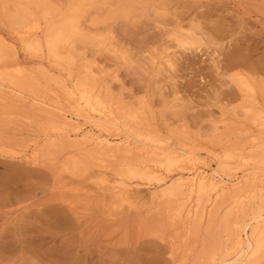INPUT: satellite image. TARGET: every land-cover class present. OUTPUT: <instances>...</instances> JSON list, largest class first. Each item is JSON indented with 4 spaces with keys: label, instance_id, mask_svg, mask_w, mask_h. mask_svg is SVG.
I'll return each mask as SVG.
<instances>
[{
    "label": "rangeland",
    "instance_id": "1",
    "mask_svg": "<svg viewBox=\"0 0 264 264\" xmlns=\"http://www.w3.org/2000/svg\"><path fill=\"white\" fill-rule=\"evenodd\" d=\"M1 1L0 9L4 7ZM62 1L56 0V4H65L61 13L68 14L67 0ZM101 1L95 2L96 7L87 6L80 15L81 28L65 42L63 58L47 57L45 49L32 50L34 55L25 45L28 34L12 32L1 25L6 20L0 19V42L6 43L1 44L3 66L11 67L15 51V59L20 56L24 68L32 71L16 74L13 67L0 68L1 74L13 76L4 81L0 74L4 82L0 85V264H207L211 255L219 258L224 253L229 230L225 219L228 224L242 220V212L233 202L207 200L210 203L197 205L198 212H194L198 198L193 196L189 210L177 212L190 195L186 187L177 191L179 198L170 199L160 196L159 183L137 186L140 181L134 180L136 184L131 183L129 191L122 193L113 187L120 181L114 182L116 172L112 174L110 167L123 153L117 150L114 156L109 151L110 157H117L115 162L109 158V163L107 151L106 155L97 151L98 159L93 158L95 151L91 156V142L87 143L90 150L85 146L80 150L81 144L71 136L73 142L62 137L48 141L40 125L45 126L50 113L37 109L31 101L37 96L52 104L58 99L68 103L65 86L81 82L115 109L120 121L126 118L124 125L136 128L135 134L156 135L157 142L168 138L165 142L172 148H198L212 168L219 162L213 155L224 157L230 147L231 151L244 148L247 154L242 155L259 164L264 159V149H257L258 144L264 147V0ZM180 31L192 32L196 44L180 45L176 39ZM167 57L170 62H165ZM238 79L254 90L243 94ZM65 82L68 85L63 86ZM253 97L257 99L254 104ZM124 112L123 119L120 113ZM85 121L84 116L80 118L81 123ZM36 142L41 149L34 146ZM244 146L251 147L246 150ZM133 148L130 153L136 154V146ZM232 161L228 160L231 170L240 175L241 160L240 164ZM178 171L167 177L168 184L178 183ZM259 263L264 264V259Z\"/></svg>",
    "mask_w": 264,
    "mask_h": 264
},
{
    "label": "bare ground",
    "instance_id": "2",
    "mask_svg": "<svg viewBox=\"0 0 264 264\" xmlns=\"http://www.w3.org/2000/svg\"><path fill=\"white\" fill-rule=\"evenodd\" d=\"M96 1H98V0H96ZM96 1L95 0H67V2L66 1L65 2L68 4L69 10L66 8L65 9L70 11V12L68 14H65L64 12L61 13V10L64 11L63 10L64 8L62 9L61 7H63L65 4L60 7L58 4H56V0H55V4L52 3L50 0H3L1 2L4 4V7L2 6V9H0L1 11L3 10L0 13L1 14L0 19H5L6 22L3 21L1 25L9 26L10 30L12 29L13 30L12 32H14L16 34L17 33H19V34L27 33L29 39L26 38V40L25 39H23V40H25V42H26L25 45H27V47H28V49H30V51H32V50L34 52L39 51V50L43 51V49H45L47 52L46 56L47 57L49 56L50 58L52 57L54 59V58L61 56V54L63 52L62 48L65 45V42H67L69 40V38L73 34H75L77 31L79 32V30L81 28L80 23L82 22L79 19L80 15L83 12L85 13V10L88 9V8L86 9L87 6L94 5ZM114 1H116V0H114ZM120 1H118V2L120 3ZM127 1H129V0H127ZM57 2H58V0H57ZM62 2L64 3V0ZM101 2H103V1H101ZM130 2H131V0H130ZM119 3H118V5H119ZM123 3H124V1H123ZM127 3H126L127 6L130 5ZM61 4L62 3L60 2V5ZM96 4L98 6V2ZM96 4H95V7H96ZM105 4H106V2L104 3V5ZM56 17L58 19V23L56 22L57 20H55ZM43 22L46 23L44 25L45 29H44V27H42ZM194 36H193L192 32L185 33L183 31H180L179 35L176 36V39L180 45L188 48L187 46L196 44L197 38H195L196 36L195 37ZM1 38L2 37L0 36V39ZM1 41L4 42V39H2ZM4 43L0 42V61L2 62V67L0 65V68L4 67L3 64L5 61V59H3L4 57L2 58L4 61L1 59V57H2L1 55H3L2 54V51H3L2 46L3 45L1 46V44H4ZM10 51H11V49H10ZM33 51H32V53L34 54ZM14 53L16 54L17 52L14 51ZM15 54H13V56H12V58H13L12 62L15 60L14 61L15 67L13 66L14 62L11 65V67H13L14 72L16 74H23L24 69L27 70V67L24 68V65H26V64L23 62L24 65H22L21 60L19 58L20 56L17 57V59H15V57H14ZM34 55H36V54H34ZM41 56H42V54H41ZM60 58H63V57H60ZM9 60H11V59L9 58ZM6 61H8V60H6ZM167 61L170 62L171 58L167 57L165 62H167ZM172 63L173 62H171V64ZM161 64H162V62H161ZM8 65H10V64H8ZM11 67L9 66V69H8V67H4V68L5 69L7 68L8 70H12V69H10ZM27 72H28V70H27ZM30 72L32 73V71L29 70L28 73L30 74ZM9 73L8 74H4V73L1 74L0 73L1 77H3L2 75H4V77H5V79H3L4 81L12 75V74L10 75ZM11 73H12V71H11ZM6 75L7 76L9 75V76L6 77ZM238 75H240V74H238ZM12 77H10V80L12 79ZM1 79H0V85H4V82L1 81ZM26 79H27V77H26ZM32 80H34V78H32ZM37 80H36V82H38ZM238 80H236V81L239 82L241 79L239 81ZM242 80H244V79H242ZM242 80L240 81V83L244 89V93L241 91L242 89L240 90V93L241 92L243 94L246 93V96H247V93L250 92V90H252L253 88H251L248 84L244 83V81L242 82ZM29 82H31V81L29 80ZM31 83L34 84L33 82H31ZM12 84H14V83L12 82ZM66 84L67 83L65 82V84H63V86ZM83 84H81V82H80L78 84L76 83L75 85L73 84L74 87H71V86L68 87L69 86L68 84H67L68 86H65L64 97H65V100L68 103H70V105L68 103H66L63 99L62 100L58 99L59 101L56 103H54V101H55L54 100L53 104H52L48 100L44 99L42 96H41L42 98H38L37 96H35L33 98V101H31V102H33L32 104H34L33 106H36V108L39 110L46 111L45 112L46 114L50 113L49 115L51 116L45 122L46 123L45 126L40 125V128H41V126L43 127L41 130V133L43 135H45L44 137L48 141H50V140H55L56 138H60V137H62L63 139L67 138L69 140H72L70 138V136H71L74 138L73 139L74 142L77 141L78 143L81 144V146L79 145V149H80V147L84 148V146H85V149L90 150L91 145L89 146L87 143L91 142V144L93 145V146H91L93 148V153L91 152V156H93L92 154H94L97 151L101 154H102V152L105 153L107 151L108 154L106 152L105 155L106 154H107V156L109 155L108 159H107L109 163H110L109 158H113V162H115V159L118 157L115 163H117L119 161L118 159H120V160L122 159L121 161L118 162L119 164L118 163L116 165H115V163L113 164V165H115L114 167H116V168H114L112 164H109V165H112V167H113V168L110 167V169L113 170V172H111V173L113 174L114 172H116L115 174H113L114 177L116 175V178H114V182L118 183L117 181H120L118 186H117V184H113V187H118L122 193H126L129 191V186L131 183L134 182L133 184H136L135 183L136 181H134V180L140 181L136 184L137 186H138V184H141V183H142V185H144V184L149 185L150 184V186H151V183L153 185H155L154 182L159 183L160 188L162 187V189H160V190L163 193V195H162V193L160 192L161 195L160 194L159 195L162 197L167 196L170 199H173L175 197V195L177 196V191H179L181 188H183V187L188 188L190 191L189 192L190 195L187 194L189 197H187L185 200L183 199L182 204L179 205L180 208L177 205L176 206L174 205L176 208L178 207L177 212H180V210L182 211V209L184 210V208L186 210H189L187 208L189 206L191 207V204L193 203L192 202L193 196L194 197L196 196L198 198L197 200L194 199V201L196 200L195 204L193 205V206H195L196 209L192 206L193 207L192 209L194 212L198 210L197 205H202V204L207 203L211 200L213 202L214 200L216 201V200H220V199H225L226 201H230L231 203L233 202L234 204L233 203L232 204L238 208V211L242 212V216H241L242 220L241 219L234 220L232 222L233 226L231 228H229L232 224H228L229 221L227 223L226 222L227 219H225L226 220V221H224V223H226L225 226L229 229L228 233H227L228 243L224 244L225 248H224V251H223L224 253L222 254V256L220 255V257L217 258L214 255H211L210 260L207 264H261L259 262H261V260L264 259V164H263L264 159L262 158L263 162H262V164H260L262 159L260 161L259 160L260 158H259L258 161H260V162H259V164H257L256 163L257 161H255L254 157H253L254 159H252V158H248V156L242 155V154L246 153V151L245 152L243 151V150H245L244 148L238 149L239 148L238 147L237 150L236 149L234 150L232 148L233 151H231V147H230V151H228V152L226 151L227 153H224L225 156L222 154L224 157H222L218 154L212 153V154H214L213 156L217 157V159L219 160V162H218L219 164L217 163L218 167L214 166L215 168H212L210 165L211 161L209 162V158H207L206 156H203L201 154L200 150L198 151V148L196 150L195 147H193V148L188 147L187 148L188 145L187 146H184V145L181 146L179 144H174V145H179L180 146L179 148H172V146L168 147L169 143L165 142L168 138L166 140H162V141L158 140L159 142H157L156 139H154L155 137L157 138L156 135L154 137H151V138L148 137L147 138V137H145L146 133L141 132L138 128H137L138 129L137 131H139V132H141V134L143 133V135L144 134L145 135L143 137V135L141 136L139 132H138L139 134H135L134 129H136V128L131 130L130 129L131 127L129 126V124L124 125L125 122H123V121L126 119V118L124 119V117H125L124 115H125L126 111L123 114L120 113L121 114L120 117L123 115L122 118L124 119V120H121L123 122L122 123L120 121V119H118L119 115L117 116L114 113L115 109L112 110V108H109L110 106H108L105 102H103L104 100L101 101L100 98H98L96 95H94V93H93V91H91V89H88V87L86 88L85 86H82ZM249 84L251 85V82ZM71 85H72V83H71ZM9 87H10V85H9ZM0 89H1V86H0ZM12 90H9V91H12ZM22 90H20V91L22 93H24ZM5 91H6V89H5ZM0 92H1V90H0ZM2 92L4 93V90H2ZM53 92H54V90H53ZM241 94H240V96H241ZM252 94H255L254 91H251V95ZM62 95H63V93H62ZM12 97H15V95H13ZM23 98L24 97H22V99H21L22 101H23ZM245 98H247V97H245ZM19 99H20V97H19ZM19 99L17 98L16 100L18 101ZM241 99H243V97H241ZM254 99H256V98L253 97V99L251 101L253 102ZM13 100H14V98H13ZM24 100H26V99H24ZM243 100H245V99H243ZM20 102H18V103H20ZM253 104H254V102H253ZM67 105H69L71 107H66ZM253 106H251V107H253ZM248 107L249 106L247 105L246 108H248ZM262 107L263 106H261L260 108H262ZM32 108H34V107H32ZM257 108H254V109H257ZM124 110L125 109H123L122 111H124ZM31 112L32 111L30 110V113ZM126 115H128V114L126 113ZM83 116L85 117L86 121L81 123L80 118ZM54 117H57V119H60V120H55ZM256 117L260 118L259 115L255 116V118ZM44 119L46 120V118H44ZM85 124H87V125H85ZM263 128H264V126H263ZM237 129H239V126ZM249 130H250V128H249ZM72 132L74 133L73 134L74 136L72 135ZM259 134L263 135V133H261V132ZM148 135L151 136L153 134L149 133ZM254 137H256V136L254 135ZM258 137H260V138L257 141L262 139L261 136H258ZM158 138L161 139L162 137L158 136ZM243 139L245 140V138H243ZM73 140H72V142H73ZM48 141L45 142L46 144L44 143L45 145L41 144V146L42 145L46 146ZM261 141L264 142L263 139ZM244 142H247V141H244ZM263 142H261V144ZM83 143H86V145L89 147L87 148L85 144L82 145ZM48 144L50 146H52L53 143L50 142ZM171 144H173V143H171ZM251 144L252 143H250V145ZM35 145L37 146L39 144L36 142V144L34 143V146ZM53 145H55V144H53ZM95 146H96V149H95ZM135 146H136V149L138 151L140 149V152L141 151H143V152H141V153L139 152V154H137L138 151L135 149L137 151V152L135 151L136 154H131L130 153V152H132L131 149H134L133 147H135ZM251 146H252L251 152H254L255 150H253V145H251ZM251 146H247V147L244 146V147L247 148L246 150H248V147H251ZM257 147H258L257 149L259 152H262V150L264 149V147L262 145H259V144ZM37 148H38V150L41 149L40 146H37ZM34 150H36V149H34ZM99 150H102V151H99ZM117 150L119 152H122L123 155L121 156V153H119L121 156L120 158H119V155L117 157H110L109 151L112 153L114 152L115 154L113 153V155L115 156L118 153ZM98 152H97V154H95V157L93 156L94 159L99 158ZM256 152H257V150H256ZM34 153L35 152H33V154ZM36 153H40V152L36 151ZM36 153L34 154V156L36 155ZM112 153H111V155H112ZM208 153L211 154V152H208ZM101 154H100V157H101ZM262 154H264V152ZM30 155L31 154H29V156ZM37 155L39 157L40 154H37ZM37 155H36V157H37ZM254 155H256V154H254ZM239 156H240L239 160H241V161H239L236 158ZM250 156H251V154H250ZM21 157H24V156H21ZM36 157H35V159H37ZM51 157H53V156H51ZM258 157H262V155L258 156ZM32 159H34V157ZM38 159H37V161H38ZM229 159L230 160L234 159L235 162L237 160L239 162H242L243 166H241L242 172H240L241 173L240 175L238 174L239 172H237L236 170H231L232 166H231V164L229 165V163H228ZM28 160L31 162L30 158ZM101 161H103V160H101ZM111 162H112V159H111ZM233 162L234 161H232V164L235 163V162L234 163ZM44 164H46V163H44ZM102 165H104L103 162H102ZM75 168L76 167H74L73 169L75 170ZM104 169H105V167H104ZM177 169L180 170V172L178 171L180 173V175L178 174V178H177L178 183H175V182L172 183L171 182L170 184H168L167 177L170 176L172 173H174V171ZM112 170H109V171H112ZM15 172L13 174H15ZM106 173H107V171L105 172V174ZM111 173L109 175H111ZM184 173L187 175H185ZM111 177L113 178L112 175H111ZM111 177H109V178H111ZM109 178L107 179V182L109 181ZM130 187H132V186H130ZM107 188H108V186H107ZM154 192H155V190H154ZM178 193H179L178 196H180V192H178ZM182 193H184V192H182ZM183 195L181 194V196H183ZM204 197H207V198L205 200H202V198L204 199ZM180 199H179V201L181 202L182 197ZM175 200H176V198H175ZM207 200H209V201H207ZM201 201L202 202L205 201V202L202 203ZM175 204H177V202H175ZM211 204H214V203H211ZM211 204H208V205L212 206ZM203 206H205V204ZM247 206H248V209H247ZM168 207H170V206H168ZM236 207H234V208H236ZM249 209H251L250 212H249ZM124 210H122V211H124ZM190 212H192L191 209H190ZM194 215H196V213L193 214V216ZM184 216H185V214H184ZM151 217H153V216L151 215ZM177 218H178V216H177ZM178 219H180V216ZM144 222H145V220H144ZM221 241H223V239Z\"/></svg>",
    "mask_w": 264,
    "mask_h": 264
}]
</instances>
